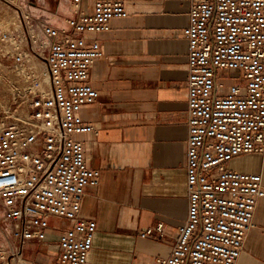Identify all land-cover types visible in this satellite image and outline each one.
<instances>
[{
	"label": "built area",
	"instance_id": "obj_1",
	"mask_svg": "<svg viewBox=\"0 0 264 264\" xmlns=\"http://www.w3.org/2000/svg\"><path fill=\"white\" fill-rule=\"evenodd\" d=\"M91 1L70 0L66 28L44 20L34 28L23 12L24 29L0 31L21 81L0 103V264H37L28 248L45 251L54 233V264H89L94 250L97 224L81 212L101 172L87 165L80 137L94 129L77 111L99 98L90 71L104 52L88 37L127 18L129 0ZM188 17V213L171 255L155 262L237 264L264 199L261 174L231 167L264 153V0H190ZM155 232L163 225L142 237Z\"/></svg>",
	"mask_w": 264,
	"mask_h": 264
},
{
	"label": "crops",
	"instance_id": "obj_2",
	"mask_svg": "<svg viewBox=\"0 0 264 264\" xmlns=\"http://www.w3.org/2000/svg\"><path fill=\"white\" fill-rule=\"evenodd\" d=\"M59 8L58 13L73 16L72 9L66 15ZM126 8L127 18L114 19L109 31L88 37L99 41L104 52L90 71L99 98L77 111L83 124L94 129L80 137L87 165L101 172L81 212L97 224L89 264H156L171 255L188 213L189 67L182 31L189 22L190 0H129ZM53 17L46 21L66 28V21ZM231 167L261 174L264 186V153L242 155ZM160 224L162 233L142 237ZM56 234L45 251L38 247L37 256L25 257L54 264ZM237 264H264V199Z\"/></svg>",
	"mask_w": 264,
	"mask_h": 264
},
{
	"label": "rangeland",
	"instance_id": "obj_3",
	"mask_svg": "<svg viewBox=\"0 0 264 264\" xmlns=\"http://www.w3.org/2000/svg\"><path fill=\"white\" fill-rule=\"evenodd\" d=\"M48 2V3H47ZM61 0H0V31L4 33H12L14 30L24 29L23 12L30 15L32 25L34 28L39 21H46L56 16L66 21L68 18L61 13H58V6ZM50 5V6H49ZM25 44V43H24ZM10 47L8 44L0 42V103L7 104L10 98V92L14 86L18 85L21 81L16 77L12 71V59L4 56ZM29 61H35L39 68L43 66L42 60H37L33 56H29ZM37 61V62H36ZM224 83L231 81L224 80ZM58 223L53 221V226ZM6 228V233L11 235V227ZM57 235V234H56ZM56 242V238H55ZM54 242V244H55ZM39 253L38 248H30L26 254L33 258Z\"/></svg>",
	"mask_w": 264,
	"mask_h": 264
},
{
	"label": "bare ground",
	"instance_id": "obj_4",
	"mask_svg": "<svg viewBox=\"0 0 264 264\" xmlns=\"http://www.w3.org/2000/svg\"><path fill=\"white\" fill-rule=\"evenodd\" d=\"M48 3V2H47ZM70 0H61V3H60V10L61 12H63L64 14H70V9H72L71 5H70ZM50 6V5H49ZM53 21H55V18L52 16L51 18ZM51 20V21H52Z\"/></svg>",
	"mask_w": 264,
	"mask_h": 264
}]
</instances>
